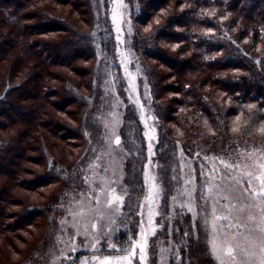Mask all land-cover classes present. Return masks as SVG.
<instances>
[{
    "label": "rangeland",
    "instance_id": "374dc122",
    "mask_svg": "<svg viewBox=\"0 0 264 264\" xmlns=\"http://www.w3.org/2000/svg\"><path fill=\"white\" fill-rule=\"evenodd\" d=\"M148 1L93 0L96 21L91 25L72 4L78 2L83 11L80 1L19 0L23 22L36 26L50 17H65L75 28L90 33L95 42L94 59L83 62L75 57L70 66L49 68H43L39 49L26 50L25 38L19 37L8 14L0 10V264H99L105 257L116 260L128 255L133 242L140 241L141 232L147 238L145 258L143 262L133 259L132 264H178L179 240L185 241L188 235L204 244L213 264H220L209 243L215 231L211 214L213 208L217 217L227 213L219 207L224 201L213 196L209 188L215 192L216 185L227 182V187L233 180L243 185L248 172L264 174L260 167L264 148L232 141L219 152L195 154L174 138L171 117L181 109V94L172 82L179 77V69L164 61L175 56V50L163 39L158 40L161 17L155 18L148 10ZM150 36L153 42L144 43ZM69 37L67 30L34 35L35 39L53 42ZM103 43H108L112 56L103 52L107 50L101 47ZM147 43L151 45L149 52L141 48ZM75 67L84 75L80 76ZM31 69L59 87L58 93L44 96L40 83L31 94L26 92V84L14 89ZM51 71L59 74L52 75ZM186 74L193 77L195 73ZM65 80L69 87L75 83L80 105L64 101ZM210 103L217 110L212 100ZM46 111L62 123L55 132L38 123ZM218 118L221 122L220 115ZM68 126L70 133L65 130ZM40 132L45 135L42 140ZM145 132L153 137L151 153ZM117 137L119 145L115 143ZM172 150L177 167L168 187L169 176L157 157L163 162ZM130 160L134 172L143 177L139 193L129 181ZM225 164L233 167L226 169ZM53 166L60 181L32 185L45 168ZM149 176L155 180L149 181ZM151 183L156 184L159 195L148 200ZM67 185L71 192L65 190ZM101 186L105 191L115 188L117 194L123 187L118 212L105 207ZM249 187L262 190L257 180ZM141 195L145 202L142 210ZM210 196L211 204L205 203ZM31 206L37 213L24 222L22 212ZM251 212L253 221L248 227L255 235L248 236L251 244L246 254L237 258L238 264L241 260L260 264V241L256 237L264 223L260 222L259 207ZM205 217L209 219L207 225ZM178 222L180 229L176 230ZM6 223L12 226L5 227ZM215 223L220 226L223 221L217 219ZM240 232L248 235L247 229Z\"/></svg>",
    "mask_w": 264,
    "mask_h": 264
},
{
    "label": "trees",
    "instance_id": "16d2710c",
    "mask_svg": "<svg viewBox=\"0 0 264 264\" xmlns=\"http://www.w3.org/2000/svg\"><path fill=\"white\" fill-rule=\"evenodd\" d=\"M77 1L85 7L82 11L78 8V2L72 3L81 17L85 15V22L95 24L93 0ZM146 5L148 10L154 12L155 18L161 17V27L156 34L158 40L163 39L169 48L175 50V56L164 60L171 63L172 68L179 69V77H174L172 82L173 87L177 85L176 92L181 94V109L171 117L174 138L187 150L190 146V151L195 154L219 152L226 145L231 146L232 141L264 148V133L260 131L264 129V0H149ZM0 10L8 14L9 22L14 25L19 37L25 38L26 50L34 47L39 49L43 68L70 66L75 57L86 62L97 56V47L90 33L75 28L65 17H50L35 26L21 19L19 0H0ZM63 30L70 33L69 39L53 42L34 38L36 34ZM151 39V36L149 39L144 38V43ZM103 44L101 47L107 49H103V52L112 56L108 43ZM154 44L157 46V41ZM147 45L142 44L141 48L148 51L151 45ZM74 70L80 76L84 75L78 67ZM187 71L196 75L188 76ZM36 83H40L39 88L44 96L60 90L56 85L42 80V76L34 69L28 71L24 81L14 89L20 90L26 84V92L31 94L36 90ZM68 83L65 80L64 101L68 105L73 101L80 105L81 95L76 92L75 83L71 84L73 87H69ZM210 100L217 110L212 107ZM41 114L44 119L38 120L39 125L47 126L51 131L54 129V132L61 128L62 123L55 116L47 111ZM32 115H35V111ZM65 130L71 132L69 126ZM44 136L39 133L41 140ZM157 159L164 165V172L169 176L167 186L170 187V175L177 167L175 151L163 157V162L160 156ZM131 161L127 173L129 181L137 188L135 192L139 193L140 184L144 185L143 177L134 172V163ZM57 174L55 166L45 168L32 185L47 180L49 183L60 181ZM65 190L72 191L69 185ZM142 198L143 195L140 196V210L145 203ZM36 213L34 206L27 207L21 219L25 222L26 218L30 220ZM2 214L3 209L0 207V216ZM138 223L141 225V221ZM7 226H12V223H6ZM177 252L180 256L178 264H213L204 244L192 235H188L185 241L179 240Z\"/></svg>",
    "mask_w": 264,
    "mask_h": 264
},
{
    "label": "snow or ice",
    "instance_id": "6c2138e0",
    "mask_svg": "<svg viewBox=\"0 0 264 264\" xmlns=\"http://www.w3.org/2000/svg\"><path fill=\"white\" fill-rule=\"evenodd\" d=\"M113 18L115 19V17ZM260 131L264 133V129H260ZM144 136L149 139L147 147L151 153V141L153 137L149 136L147 132L144 133ZM115 143L117 145L120 144V139L118 137L116 138ZM149 163H151L150 159ZM220 163L224 164L223 161H220ZM224 167L226 169H231L233 166L225 164ZM235 167L238 168L239 164H235ZM260 167L264 168V164H261ZM201 171H203V169H201ZM247 175L249 178L244 180L243 185L238 181L233 180L231 183H228L227 187L224 186L227 182H222L216 185L215 192H212V189L209 188V192L212 193L213 196L224 201L219 207L222 212L227 213V215L217 217L215 215V208H213L211 214L212 227L215 231L212 233L213 239L209 243L211 244L212 251L216 253L217 258L220 259V264H238L237 258L246 254L247 245L251 244V240L248 239V236L255 235L248 227L253 221V214L251 212L252 208L259 207L262 216L260 222L264 223V174L256 176L253 172H248ZM147 179L149 181H154L155 177L149 176ZM254 180L259 182V187L262 189L261 191H256L255 188L249 187ZM102 191H104L105 207L109 208L113 213L118 212L123 203V187L121 186V194H117L115 188L105 191L102 187ZM153 195H159V189L156 187L155 183L150 184L149 196L146 199L151 200ZM229 197H231V199H229ZM201 198L203 199V193L201 194ZM173 199H175V197ZM233 201H235V203H233ZM257 201L260 203L258 204ZM96 203H99V196L96 197ZM205 203L211 204V196L205 201ZM245 205L247 206L246 208ZM151 214V208L149 207L148 223H151ZM141 215H143V213H141ZM217 219L222 220L223 224L217 226L215 223ZM141 222L143 223V221ZM204 223L206 225L209 223L208 217H205ZM94 226L95 225H93V227ZM241 228L247 229L248 235L240 232ZM154 234L155 231L153 230V235ZM140 235V241L133 242L135 246L128 255L122 256L116 260L105 257L99 260V264H132V260L136 258L143 262L145 258V247L147 246V238L144 236L143 232H141ZM256 238L260 241V264H264V227L260 228V234ZM242 240L245 242L243 246ZM137 249H139V253H137ZM239 264H245V262L241 260L239 261Z\"/></svg>",
    "mask_w": 264,
    "mask_h": 264
}]
</instances>
